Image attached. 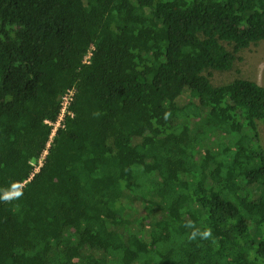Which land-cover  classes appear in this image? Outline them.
<instances>
[{
    "label": "trees",
    "instance_id": "1",
    "mask_svg": "<svg viewBox=\"0 0 264 264\" xmlns=\"http://www.w3.org/2000/svg\"><path fill=\"white\" fill-rule=\"evenodd\" d=\"M262 41L264 0H0V264H264V86L202 74Z\"/></svg>",
    "mask_w": 264,
    "mask_h": 264
},
{
    "label": "rangeland",
    "instance_id": "2",
    "mask_svg": "<svg viewBox=\"0 0 264 264\" xmlns=\"http://www.w3.org/2000/svg\"><path fill=\"white\" fill-rule=\"evenodd\" d=\"M222 46L229 51H233V45L227 42H221ZM203 71V70H202ZM204 76H208L210 83L214 87L229 86L237 79H245L258 83L264 86V41L252 45L250 48L236 53V60L233 67L229 71H216L213 69L204 70L202 72ZM182 83L178 87H183L192 80L190 73H187L182 79ZM203 102L209 101L212 97L204 91L194 93ZM258 131L260 135V144L264 150V125L262 123L258 124ZM242 136L241 133L237 135ZM245 142L250 141L245 139ZM254 170L250 171L251 176H254ZM10 219L7 214L6 209L0 204V229H7L10 227ZM92 237H85V240H90Z\"/></svg>",
    "mask_w": 264,
    "mask_h": 264
},
{
    "label": "built area",
    "instance_id": "3",
    "mask_svg": "<svg viewBox=\"0 0 264 264\" xmlns=\"http://www.w3.org/2000/svg\"><path fill=\"white\" fill-rule=\"evenodd\" d=\"M91 55V54H90ZM90 55L86 58L87 59L90 58ZM75 97H76V91L74 89L68 90L66 93H64L61 96V112L59 114L58 120L55 122L52 121H47V123L52 127V133L50 136V141L48 143V147L47 150L45 151L43 157L40 159L39 161V165H36V171L39 170V168L41 167L43 161H44V157L47 155L49 148L51 147L57 132L60 128H64L65 127V121L67 117H74V112L71 109L72 104L75 101Z\"/></svg>",
    "mask_w": 264,
    "mask_h": 264
}]
</instances>
